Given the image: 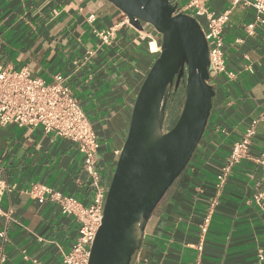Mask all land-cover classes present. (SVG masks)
<instances>
[{
  "label": "crops",
  "instance_id": "obj_1",
  "mask_svg": "<svg viewBox=\"0 0 264 264\" xmlns=\"http://www.w3.org/2000/svg\"><path fill=\"white\" fill-rule=\"evenodd\" d=\"M232 1L209 0L205 8L214 15L230 10L222 39L226 70L233 77L209 81L215 96L202 139L149 218L130 264H193L197 258L201 264H264V199L255 200L262 183L259 166L246 159L221 186L216 180L232 144L264 112V16L254 35L247 36L244 25L253 9ZM89 15L101 31L123 20L106 0H0V67L26 68L45 83L55 75L64 78L97 137L99 172L107 183L153 58L145 34L130 26H120L109 45L100 43L86 21ZM255 130L251 157L264 148V121ZM0 166L13 187L1 199V208L11 212L6 264H30L22 252L45 264H61V253L76 241L77 224L56 204H39L25 191L42 184L87 205L92 190L75 144L44 135L40 128L6 126L0 129ZM207 215L210 222L201 236Z\"/></svg>",
  "mask_w": 264,
  "mask_h": 264
},
{
  "label": "water",
  "instance_id": "obj_2",
  "mask_svg": "<svg viewBox=\"0 0 264 264\" xmlns=\"http://www.w3.org/2000/svg\"><path fill=\"white\" fill-rule=\"evenodd\" d=\"M141 34L161 36L160 52L138 87L123 146L88 264H130L146 224L186 169L207 126L215 90L208 46L198 22L175 15L174 0H106ZM183 86L179 114L165 123L172 89Z\"/></svg>",
  "mask_w": 264,
  "mask_h": 264
},
{
  "label": "built area",
  "instance_id": "obj_3",
  "mask_svg": "<svg viewBox=\"0 0 264 264\" xmlns=\"http://www.w3.org/2000/svg\"><path fill=\"white\" fill-rule=\"evenodd\" d=\"M208 1L174 0L175 15L190 16L200 25L208 46L210 80L218 75L232 78L233 74L226 70L222 39L230 10L214 15L205 8V3ZM241 2L244 6L253 9L251 22L244 25L245 34L252 36L256 27L263 23L264 0H233L232 4L237 5ZM201 18L203 22L200 21ZM86 21L92 26L95 16L89 15ZM124 25L132 27L123 15V20L108 30L101 31L92 26V33L100 43L109 45L115 38L118 28ZM145 39L149 53L158 54L161 36L157 33H150L145 34ZM260 121H264V112L252 120L242 137L232 144L225 163L216 177L221 186L235 165L243 160L251 159L261 170L262 183L255 196L258 203L264 199V148L255 157L250 156L249 150L256 133V125ZM10 125L27 130L40 128L44 135H52L54 138L75 144L82 157V169L86 175V183L92 190V196L87 205H83L72 196L63 195L42 184H33L25 193L39 204L48 201L56 204L62 215L72 217L76 222V241L68 252L61 253V264H88L90 248L104 210L107 188L98 167L100 145L86 114L71 90L65 85L62 76L55 75L51 83H45L32 76L26 68L13 70L0 67V129ZM12 189L13 187L7 184L4 170L0 166V218L3 219V227L0 230V264H6L4 248L8 243L7 229L11 221V212L1 208V199ZM209 222L210 216L207 215L200 226L201 236L207 232ZM197 250L201 252V244ZM22 254L30 264H45L27 257L24 252ZM257 258L258 263L263 261L261 251H258ZM193 264H201L200 258H197Z\"/></svg>",
  "mask_w": 264,
  "mask_h": 264
},
{
  "label": "rangeland",
  "instance_id": "obj_4",
  "mask_svg": "<svg viewBox=\"0 0 264 264\" xmlns=\"http://www.w3.org/2000/svg\"><path fill=\"white\" fill-rule=\"evenodd\" d=\"M183 87L179 88L178 90V94L175 98L176 102L178 101V105L176 107H171L169 109V116L165 119V123L171 121L172 119H174L180 112V109H181V105H182V101H183Z\"/></svg>",
  "mask_w": 264,
  "mask_h": 264
},
{
  "label": "trees",
  "instance_id": "obj_5",
  "mask_svg": "<svg viewBox=\"0 0 264 264\" xmlns=\"http://www.w3.org/2000/svg\"><path fill=\"white\" fill-rule=\"evenodd\" d=\"M182 88L183 86H179L178 87V89L177 90H174V89H172V91H171V95H170V98H169V100L167 101V104H166V110H165V119L169 116V109L171 108V107H176L177 105H178V101L176 102V100H175V98H176V96H177V94H178V90H179V88ZM184 89V88H183ZM183 94H184V92H183ZM181 110V109H180ZM170 189V188H169ZM168 192V191H167ZM167 194V193H166ZM165 194V195H166ZM165 197V196H164ZM164 197L162 198V200L164 199ZM161 200V201H162ZM161 201H160V203H161ZM158 206V205H157Z\"/></svg>",
  "mask_w": 264,
  "mask_h": 264
}]
</instances>
